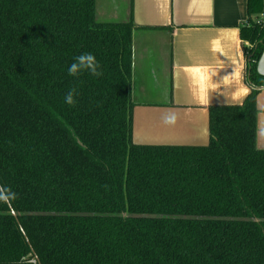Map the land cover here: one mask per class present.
I'll use <instances>...</instances> for the list:
<instances>
[{
	"label": "trees",
	"instance_id": "16d2710c",
	"mask_svg": "<svg viewBox=\"0 0 264 264\" xmlns=\"http://www.w3.org/2000/svg\"><path fill=\"white\" fill-rule=\"evenodd\" d=\"M247 12L243 104L209 109L207 146H143L133 23L98 22L96 0H0V191L16 197L0 264H264V0ZM82 53L102 75H68Z\"/></svg>",
	"mask_w": 264,
	"mask_h": 264
},
{
	"label": "crops",
	"instance_id": "0c3cea01",
	"mask_svg": "<svg viewBox=\"0 0 264 264\" xmlns=\"http://www.w3.org/2000/svg\"><path fill=\"white\" fill-rule=\"evenodd\" d=\"M248 0H96L100 23L132 22L133 141L204 147L209 109L242 105L250 93L241 27ZM264 150V88L256 100ZM175 117L165 123V117Z\"/></svg>",
	"mask_w": 264,
	"mask_h": 264
},
{
	"label": "clouds",
	"instance_id": "9594fccd",
	"mask_svg": "<svg viewBox=\"0 0 264 264\" xmlns=\"http://www.w3.org/2000/svg\"><path fill=\"white\" fill-rule=\"evenodd\" d=\"M100 68V64L97 61L96 57L91 53H82L74 59V62L70 64L68 67V75L70 76H77L82 71L87 70L93 76H100L102 72L98 71ZM76 95V89L72 88L64 97V102L69 106L74 105L75 100L74 97ZM164 122L167 123H174L175 117H165ZM15 193H12L10 190L0 191V202L2 203H9L14 200Z\"/></svg>",
	"mask_w": 264,
	"mask_h": 264
},
{
	"label": "water",
	"instance_id": "95a60500",
	"mask_svg": "<svg viewBox=\"0 0 264 264\" xmlns=\"http://www.w3.org/2000/svg\"><path fill=\"white\" fill-rule=\"evenodd\" d=\"M257 72L260 76L264 77V52L262 56L259 59L258 65H257ZM135 143V142H134ZM136 144V143H135ZM138 145V144H137ZM13 216L16 217L15 212H13Z\"/></svg>",
	"mask_w": 264,
	"mask_h": 264
},
{
	"label": "built area",
	"instance_id": "2783aa9c",
	"mask_svg": "<svg viewBox=\"0 0 264 264\" xmlns=\"http://www.w3.org/2000/svg\"><path fill=\"white\" fill-rule=\"evenodd\" d=\"M262 22H264V13L261 15ZM33 264H37V261L35 259L30 261Z\"/></svg>",
	"mask_w": 264,
	"mask_h": 264
}]
</instances>
